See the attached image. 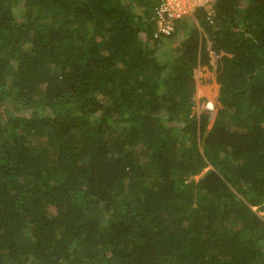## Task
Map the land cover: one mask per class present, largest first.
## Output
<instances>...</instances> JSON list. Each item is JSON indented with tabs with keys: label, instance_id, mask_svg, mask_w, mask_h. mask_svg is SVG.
<instances>
[{
	"label": "trees",
	"instance_id": "obj_1",
	"mask_svg": "<svg viewBox=\"0 0 264 264\" xmlns=\"http://www.w3.org/2000/svg\"><path fill=\"white\" fill-rule=\"evenodd\" d=\"M159 2L0 0V264H264V0Z\"/></svg>",
	"mask_w": 264,
	"mask_h": 264
},
{
	"label": "rangeland",
	"instance_id": "obj_2",
	"mask_svg": "<svg viewBox=\"0 0 264 264\" xmlns=\"http://www.w3.org/2000/svg\"><path fill=\"white\" fill-rule=\"evenodd\" d=\"M175 9L181 11L187 9L190 12L189 15L193 16L192 12L196 7V0H175L173 1ZM212 68L209 65H200L194 68V76L196 78V90L193 94L195 100L198 104L195 109L200 113L203 109L209 108L212 110L210 121L208 127L214 122L216 118V112L220 104L219 95H220V84L217 80V70H216V58L212 57ZM206 168L203 172L196 175V178H199L207 170Z\"/></svg>",
	"mask_w": 264,
	"mask_h": 264
},
{
	"label": "built area",
	"instance_id": "obj_3",
	"mask_svg": "<svg viewBox=\"0 0 264 264\" xmlns=\"http://www.w3.org/2000/svg\"><path fill=\"white\" fill-rule=\"evenodd\" d=\"M159 5L156 6L157 11V21H158V29L164 32H170L173 27V20L175 17L181 16L185 13L190 12L189 10L182 9L181 11H177L173 1L175 0H159ZM215 0H196V7L194 11L197 9L199 5L211 6ZM193 11V12H194Z\"/></svg>",
	"mask_w": 264,
	"mask_h": 264
},
{
	"label": "clouds",
	"instance_id": "obj_4",
	"mask_svg": "<svg viewBox=\"0 0 264 264\" xmlns=\"http://www.w3.org/2000/svg\"><path fill=\"white\" fill-rule=\"evenodd\" d=\"M215 2H216V0L212 3V5L209 7V6H207V7H209V8H212L213 7V5H215ZM154 15H153V19H154V22H155V26H156V34H155V38H159V37H162V36H170V35H173V33L175 32V30H176V25H175V22H174V20H173V22H174V24H173V29L170 31V32H164V31H160L159 29H158V21H157V11H156V8H155V11H154ZM185 14H188V13H185ZM185 14H183V15H185ZM192 14H195L194 12H192ZM183 15H181V16H183ZM181 16H178V17H181Z\"/></svg>",
	"mask_w": 264,
	"mask_h": 264
}]
</instances>
